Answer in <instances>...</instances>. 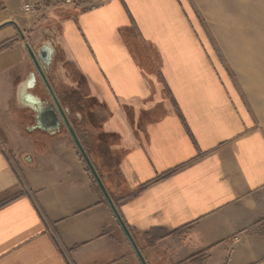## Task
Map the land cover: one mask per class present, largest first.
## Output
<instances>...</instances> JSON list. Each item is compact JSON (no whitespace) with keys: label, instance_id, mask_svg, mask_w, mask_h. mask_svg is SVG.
Segmentation results:
<instances>
[{"label":"crops","instance_id":"0c3cea01","mask_svg":"<svg viewBox=\"0 0 264 264\" xmlns=\"http://www.w3.org/2000/svg\"><path fill=\"white\" fill-rule=\"evenodd\" d=\"M25 1L0 0V264H144L66 124H39L28 43L54 46L48 80L146 264H264V128L184 1L46 0V22Z\"/></svg>","mask_w":264,"mask_h":264},{"label":"rangeland","instance_id":"374dc122","mask_svg":"<svg viewBox=\"0 0 264 264\" xmlns=\"http://www.w3.org/2000/svg\"><path fill=\"white\" fill-rule=\"evenodd\" d=\"M183 1L196 35L207 40L209 54L264 128V0ZM36 19L46 22V14L30 21ZM46 38L52 39L49 31Z\"/></svg>","mask_w":264,"mask_h":264},{"label":"water","instance_id":"95a60500","mask_svg":"<svg viewBox=\"0 0 264 264\" xmlns=\"http://www.w3.org/2000/svg\"><path fill=\"white\" fill-rule=\"evenodd\" d=\"M11 24H14L18 29V25L15 21L10 22ZM23 34V33H22ZM50 44V43H49ZM28 52L38 70V73L40 74L41 78L43 79L49 93L51 99H48L46 102L39 101L37 103L38 106V121L39 124L47 129V128H60L62 123H65L68 127L72 137L74 138L77 146L79 147L82 155L84 156L86 162L88 163L95 179L97 180L102 192L104 193L106 199L110 203L114 213L116 214L118 220L121 223V226L123 227L125 233L127 234L129 240L131 241L132 245L134 246L136 252L138 253L139 257L141 258L142 262L146 264L145 259L142 256V253L140 252L139 247L136 244V241L134 240V237L127 226L126 222L123 220L118 208L116 207L114 201L112 200L108 190L106 189L100 175L98 174L93 162L91 161L90 157L88 156L84 146L80 142V139L74 130L72 123L69 118V110L63 106V104L60 102L59 98L57 97L56 93L54 92V89L51 85V83L48 80L47 77V66L51 63V60L53 58V53L55 51L54 46H49L48 44H44L39 50L34 49L31 44H27ZM36 77L33 78V80L30 82V85H35ZM35 102V101H33Z\"/></svg>","mask_w":264,"mask_h":264},{"label":"built area","instance_id":"2783aa9c","mask_svg":"<svg viewBox=\"0 0 264 264\" xmlns=\"http://www.w3.org/2000/svg\"><path fill=\"white\" fill-rule=\"evenodd\" d=\"M46 0H26L23 3L22 10L24 17L27 19H35L40 15V9L45 7ZM59 4L62 5H76L82 3V0H58Z\"/></svg>","mask_w":264,"mask_h":264},{"label":"flooded vegetation","instance_id":"af4514ba","mask_svg":"<svg viewBox=\"0 0 264 264\" xmlns=\"http://www.w3.org/2000/svg\"><path fill=\"white\" fill-rule=\"evenodd\" d=\"M44 102H46V101H44Z\"/></svg>","mask_w":264,"mask_h":264}]
</instances>
